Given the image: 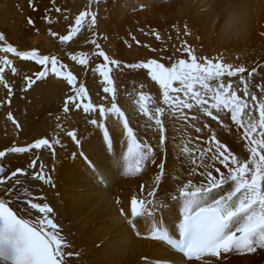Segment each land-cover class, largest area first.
<instances>
[{
    "label": "snow or ice",
    "instance_id": "1",
    "mask_svg": "<svg viewBox=\"0 0 264 264\" xmlns=\"http://www.w3.org/2000/svg\"><path fill=\"white\" fill-rule=\"evenodd\" d=\"M92 2L98 4L99 0ZM51 3L54 12L59 13L61 9L55 7L56 0ZM30 6L37 10L32 0ZM51 15L43 18L48 22L51 35L57 36L51 31ZM86 17H90L89 28L96 25V12L82 11L75 17V26L67 34L59 35V40L72 41ZM28 22L35 23L31 18ZM176 31L191 35L187 26L183 30L176 27ZM261 36L264 37V32ZM155 37L160 40L161 33L156 32ZM91 43L98 50L95 55L103 58V62L92 69L99 73L98 78H103L101 87L105 95L99 103L89 97L90 85L86 87L78 82L77 75L56 55L18 50L0 33V84L6 89L7 103H11L13 88L19 87L6 78V69L12 74L17 72L9 54L23 61H35L41 68L34 76L26 78L24 90L50 75L62 77L70 86L63 112L80 110L88 114L90 125L102 130L97 151L90 142L82 140L77 130L65 128L61 123L56 125L74 143L76 151L72 155L94 179L103 183L114 168L122 170L124 175H137L155 165L156 174L147 196L131 199L132 219L128 224L136 237L162 242L168 246L170 255L178 254L171 264H223L225 255L264 250V75L260 76L261 82L250 84V78L254 80L258 73H264V67L249 68L227 62L222 56H205L187 40L174 47L171 54L165 55L167 50L163 47L152 48L156 54L153 58L145 57L125 65L108 55L97 39H92ZM181 53L186 55L182 58ZM71 61L85 68L89 65L83 52L71 55ZM110 66L140 70L137 76H144L140 88H156L155 95L140 91L136 100L139 112L147 118L143 125L133 126L118 103V89ZM255 88H259V97ZM8 119L20 128L11 112ZM177 121L185 122V127L204 136L202 146L200 135H196L197 143L193 145V137L186 134L177 157H184V167L178 170V175L172 176L165 156L169 125L175 132ZM139 128L145 132L151 130L150 138L141 139ZM216 128H220L221 135L218 136ZM117 131L120 135L126 134L127 151L122 158L114 159L108 153L113 149ZM223 132L232 136L224 137ZM152 138L156 139L155 145L150 142ZM172 139L175 141L176 137ZM56 146L64 147L59 133L54 139L41 138L26 146L0 150V158L41 148L55 155ZM28 167L35 168L36 161ZM28 175L22 167L9 175L8 169L0 164V264H69L66 257L79 253L69 251L71 243L67 235L62 234V226L54 220L56 210L47 197L40 195L34 202L35 194L23 189L20 177L27 179ZM31 176L43 185L55 187L53 177L45 172L43 164ZM169 177L175 181L170 192L167 191ZM140 190L144 192L145 186L141 185ZM158 192H164L167 199L158 196ZM118 211L124 215L123 208ZM136 218H147L150 223L147 231L139 229Z\"/></svg>",
    "mask_w": 264,
    "mask_h": 264
},
{
    "label": "bare ground",
    "instance_id": "2",
    "mask_svg": "<svg viewBox=\"0 0 264 264\" xmlns=\"http://www.w3.org/2000/svg\"><path fill=\"white\" fill-rule=\"evenodd\" d=\"M0 1V33L5 35L8 42L18 50H28L26 47L29 46V51L50 53V49L44 50L49 41L45 32L50 31L48 22L43 17L48 15L53 7L51 0H32L36 4V11L25 2L26 13L19 17L17 9L23 0ZM74 1L78 8L83 10L86 0ZM90 6L91 12H96L97 19L100 20V26L97 28L103 36L102 49L105 48L108 55L125 65L145 57L153 58L156 54L151 51L152 48H168V52L164 54L168 55L169 51L171 54L172 46L177 47L187 40L188 44L205 56H222L227 62L249 68L264 67V37L261 36V32H264V0H100L98 4L90 2ZM29 18L35 23L29 24ZM87 21L85 18L84 26L89 25ZM185 26L191 35L185 36L183 31L177 33L176 27L183 30ZM156 32L161 33L160 40L156 39ZM169 36L171 39H168ZM135 41L140 43L135 45ZM89 46L92 48L93 44ZM185 55L181 53L182 58ZM111 67L118 91H126L125 94L118 92V103L129 115L133 126L143 125L147 118L139 112L136 100L140 91L155 95L156 88H140V84L144 82L143 75L137 76L140 70ZM36 68L40 69V66ZM261 75L264 73H258L254 80L250 78V84L261 82ZM127 77L133 78L131 86ZM50 78L61 80L55 76ZM254 91L259 97V88ZM39 92L34 91L36 101ZM41 100L43 106L39 112L42 117L37 134L32 138L17 132L15 124L7 116L9 103L2 105L0 130L7 133L5 141H10L13 146H26L34 143L35 139H54L59 133L64 147L56 146L55 155L49 149L41 148L24 154L9 153L2 159L9 164L10 172L21 167L27 170V179L23 176L20 178L23 189L35 194L34 202L40 195H44L54 206L56 211L53 218L62 226V234H66L71 243L69 251L79 253L77 256L66 257L69 264H171L178 254L172 252L170 255L168 246L162 242L136 237L128 224V219L131 218V199L147 196L148 187L156 174V166L150 165L144 173L137 175H124L122 170L114 168L103 183L98 182L72 155L76 146L56 125L61 123L65 128L77 130L82 140L90 142L97 151L103 135L101 129L90 125L88 114L80 110L59 114L60 119L57 120V103L54 104L52 98L47 95H43ZM101 100L97 98L94 102L99 103ZM104 103L107 105V101ZM13 104L12 100L10 105ZM255 115L258 116V112ZM101 122L103 123V118ZM216 131L218 136L221 135L220 128H216ZM150 134L151 130L145 132L143 128L138 129L141 139H149ZM186 134L193 137V145L197 143L196 135H200L199 143L203 146V133L196 134L181 121L176 122L175 132L169 125L165 159L172 176L178 175V170L184 167V157H177L179 145L185 142ZM222 135L231 137L232 133L223 132ZM173 136L176 137L175 141ZM150 142L155 145L156 139L152 138ZM174 143L176 147L173 146ZM236 144L238 145L239 141ZM4 147L5 143L0 140V150H5ZM126 151L127 136L120 135L117 131L113 149L109 151L108 156L119 159ZM15 158L19 160L15 161ZM33 160L36 161V167L29 168L28 165ZM41 164L44 165L45 172L53 177L54 188L32 178L31 173L39 171ZM174 184L175 181L169 177L167 191L170 192ZM141 185L145 186L144 192L140 190ZM158 196L167 199L164 192H158ZM120 208L124 209V215L118 211ZM136 219L139 229L147 231L150 227L147 218ZM223 264H264V250L258 249L252 254L225 255Z\"/></svg>",
    "mask_w": 264,
    "mask_h": 264
},
{
    "label": "rangeland",
    "instance_id": "3",
    "mask_svg": "<svg viewBox=\"0 0 264 264\" xmlns=\"http://www.w3.org/2000/svg\"><path fill=\"white\" fill-rule=\"evenodd\" d=\"M25 2L28 3V5H30V0H23L22 3L19 4L17 9L18 17L26 13ZM90 2L92 3V0H86L85 6L83 5V10H80L78 6L75 4L74 0H56L55 7H59L61 11L59 13H55L54 7H52L50 13L52 14L51 18L53 20L52 31L56 32L57 36H52L51 33L45 32L46 37L49 38V41H47V46L44 47V50L46 51L50 49V53H44V51H39V52L46 55H56L61 60L62 63L67 64L69 66V69L73 71V74L77 75L78 82H83L86 87L90 85L89 97L94 101L97 98L102 99L103 96L105 95L101 87V85L103 84V78L102 77L98 78L99 73L92 70L93 66H98L100 62H103V58L97 57L95 55V53L98 51L95 45H93L92 48L91 46H89L90 44H92L91 43L92 39H97V42L101 45L102 48L103 36L102 34H100V31L97 28V26H100V20L97 19L96 25L92 26L91 28H89V25L84 26L82 21L83 26L81 28V31L77 33L76 36L73 37L72 41L61 42L58 38L59 35L67 34L68 32L71 31V28L75 26L74 24L75 17L79 15L80 12L85 10L91 12L90 10L91 6L89 7ZM0 4H2V1H0ZM98 10L100 9L98 8ZM0 15H1V10H0ZM65 17H67V19H65ZM86 18L88 20L87 23L90 22V17H86ZM49 42H51L50 45ZM135 45L138 44L135 43ZM26 48L28 50L30 49L29 46H27ZM173 48L174 46H172V50ZM103 50L105 51V48H103ZM81 52L85 53L89 59V65L87 68H85V66L83 65H79L77 62L71 61V55L73 54L79 55ZM0 55H2V53H0ZM9 58L13 60V66L17 68V72L15 74H12L6 69L5 70L6 78L9 79L12 84H19V87L13 88L14 94L11 96L10 99L11 101L12 100L14 101V104L10 105L11 103H9L8 111L11 112L16 122L20 124V128L17 129V132L23 136L32 138L35 134H37L36 132H37L38 124L41 121V117H42V114H40L39 112V110L43 106V101L41 100L42 96L47 95L48 97L52 98L54 104L57 103V107H55V112L57 113L56 116L59 117L60 116L59 114L64 113L63 106L65 99L67 98V95L69 93L70 86L67 85L66 81H64L62 77H59L61 78V80L58 81V80H54L53 78H50L54 76L51 75L50 77H47L43 81L38 80L31 88H27V90L25 91L24 89L26 86V78L28 76H34V74L40 70L39 68L36 67L40 65H38L35 61H23L17 57H14L11 54H9ZM113 79L115 81L114 77ZM127 80L129 86H131L132 85L131 81H133V78L127 77ZM5 91L6 89L4 88V86L0 84V110L2 109L1 108L2 105L7 103L8 97L6 96ZM34 91H40L38 93L37 101L35 99L36 95H34ZM57 91H61V92H57ZM118 92L124 94L126 93V91H118ZM6 131L7 130H5V132ZM6 135L7 133H4L3 131L0 130V140H3V142L5 143V147L8 148L10 146H13V144L10 141H5V138L7 137ZM17 160H19V158H15V161ZM0 164L6 167L10 173L9 164L4 162L2 158H0ZM16 202L21 203V201L19 200H17Z\"/></svg>",
    "mask_w": 264,
    "mask_h": 264
},
{
    "label": "clouds",
    "instance_id": "4",
    "mask_svg": "<svg viewBox=\"0 0 264 264\" xmlns=\"http://www.w3.org/2000/svg\"><path fill=\"white\" fill-rule=\"evenodd\" d=\"M237 38H239V34H238V37Z\"/></svg>",
    "mask_w": 264,
    "mask_h": 264
}]
</instances>
